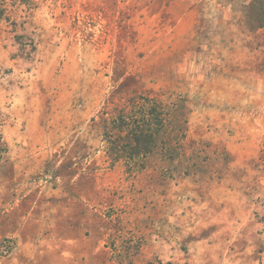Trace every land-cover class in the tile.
Returning a JSON list of instances; mask_svg holds the SVG:
<instances>
[{"label":"rangeland","instance_id":"obj_1","mask_svg":"<svg viewBox=\"0 0 264 264\" xmlns=\"http://www.w3.org/2000/svg\"><path fill=\"white\" fill-rule=\"evenodd\" d=\"M251 0H0V264H264V30ZM146 94L175 148L113 162Z\"/></svg>","mask_w":264,"mask_h":264},{"label":"trees","instance_id":"obj_2","mask_svg":"<svg viewBox=\"0 0 264 264\" xmlns=\"http://www.w3.org/2000/svg\"><path fill=\"white\" fill-rule=\"evenodd\" d=\"M247 17L252 28L264 30V0H251ZM169 124V110L159 100L146 94L131 97L125 108L105 121L103 137L109 157L113 162L126 161L131 169H144L146 160L159 151L167 157L178 154L162 138ZM7 152L8 144L0 134V161ZM2 256L0 250V259ZM159 264L164 263L159 261Z\"/></svg>","mask_w":264,"mask_h":264}]
</instances>
